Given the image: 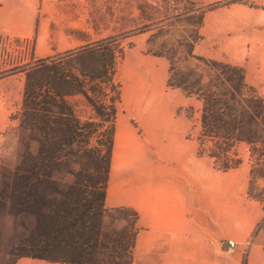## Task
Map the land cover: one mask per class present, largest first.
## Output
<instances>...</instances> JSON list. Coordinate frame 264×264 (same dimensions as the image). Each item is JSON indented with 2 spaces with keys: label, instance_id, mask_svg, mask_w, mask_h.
Listing matches in <instances>:
<instances>
[{
  "label": "trees",
  "instance_id": "trees-1",
  "mask_svg": "<svg viewBox=\"0 0 264 264\" xmlns=\"http://www.w3.org/2000/svg\"><path fill=\"white\" fill-rule=\"evenodd\" d=\"M197 59L215 69L207 82L196 69H176L170 62L167 85L201 101L200 134L218 141L222 152L211 157L218 169L227 170L238 163L226 155L236 143L264 144V99L244 95L242 68ZM116 60L114 42L103 38L42 58L25 71L16 158L0 165V264L20 257L111 264L114 248H133L136 211L104 207L120 102ZM75 95L84 98L94 117L82 120L75 114L67 101ZM108 216L113 225L129 223L126 242L127 227L108 231ZM9 220L16 221L10 244L3 239ZM129 261L130 255L120 264Z\"/></svg>",
  "mask_w": 264,
  "mask_h": 264
},
{
  "label": "crops",
  "instance_id": "crops-1",
  "mask_svg": "<svg viewBox=\"0 0 264 264\" xmlns=\"http://www.w3.org/2000/svg\"><path fill=\"white\" fill-rule=\"evenodd\" d=\"M46 3L0 0V37L31 39L33 60L58 51L47 45L49 35L42 26L43 14L38 13ZM198 34L194 55L241 67L245 85L264 98V0L205 11ZM143 79L147 86L156 84ZM13 82L10 76L0 78V147L18 119H10L11 113L21 107L24 78L16 91ZM15 92L21 95L14 103ZM180 94L179 88H172L168 108L122 116L115 125L105 204L130 207L137 213L132 264H264V204L248 190L250 145L234 146L232 156L241 161L227 170L197 155L196 140L186 134L194 123L176 110ZM197 105L201 108L200 102ZM131 117L144 125L148 142L139 138L129 123ZM120 144L124 149L119 158L115 152ZM242 146L246 156L239 152ZM259 176L258 181L264 182V176ZM229 240L236 243L232 253L227 251ZM14 264L63 263L20 257Z\"/></svg>",
  "mask_w": 264,
  "mask_h": 264
},
{
  "label": "rangeland",
  "instance_id": "rangeland-1",
  "mask_svg": "<svg viewBox=\"0 0 264 264\" xmlns=\"http://www.w3.org/2000/svg\"><path fill=\"white\" fill-rule=\"evenodd\" d=\"M233 2L247 3L248 0L217 2L207 0H47L45 6H42V11L39 9L38 13L41 14L42 12V26L49 35L47 45L52 49H58L49 55L50 57L67 51H75L97 43L103 38H109L114 42L117 50L115 81L120 86V102L114 119L115 129L117 119L119 122L122 116H134V113H140L142 110L168 108L170 106L171 90L177 88L167 85L170 62L176 69H196L202 74L203 82H207L209 77L215 74V69L203 60L197 59L201 56L194 55L192 47L199 38L198 28L202 22L203 13L209 9ZM38 20L40 21V19ZM30 41L31 39L25 37L8 38V40L6 36L0 37V78L13 77L15 91L17 83L19 81L20 84L22 83L25 71L38 60L45 58L35 60L31 58L32 56L29 54L33 45L31 47L32 42ZM189 50H191L192 56L188 55ZM143 77L153 79L156 84L153 87L147 86ZM134 80H141V83L136 84ZM179 90L181 94L177 96L176 110L191 118L195 126L186 133L187 138L193 136L192 138L197 142V155L208 157L213 160V165L217 167V163L211 154L222 152L219 149L218 141L202 137L200 134L201 108H198L197 103L200 102L201 104V101L196 96H189L182 89L179 88ZM17 91L19 92V89ZM243 93L245 96L254 94L261 97L256 94L253 87L248 85H245ZM19 95L21 93H13L12 100L14 103L19 99ZM185 97H191L190 101H186ZM179 99L182 101L180 102ZM67 101L80 119L86 120L94 117L93 110L81 95L67 97ZM19 108L20 111L16 110L15 113H11L10 119L19 118L21 107L19 106ZM129 121L131 126L136 127L135 130H137L139 138L146 142L148 136L145 133L144 125L134 117H131ZM17 123L18 119L16 124L12 123L6 131L0 147V165L14 161L16 158ZM240 148L242 150L240 149L239 152L246 156L245 147ZM233 149L226 153L232 160H234L233 156L236 155V149ZM249 150L253 162L248 190L258 199H261L264 204V182L258 181L259 175L264 176V144L250 145ZM235 159L238 160V163L241 161L240 158ZM247 164L249 166L250 163ZM104 207L106 209L114 208L107 207L105 201ZM105 222L108 231L112 227L126 226L127 236L122 241L124 243L129 239L132 230L128 222L116 220L113 225L109 216L106 217ZM15 223L16 221L12 220L7 222V235L3 236L5 243L10 244L16 238ZM134 228L136 239L139 231L136 222ZM116 238L119 237L116 236ZM133 248L126 252L123 247L114 248V260L111 264L123 263L129 255L128 264H132Z\"/></svg>",
  "mask_w": 264,
  "mask_h": 264
},
{
  "label": "built area",
  "instance_id": "built-area-1",
  "mask_svg": "<svg viewBox=\"0 0 264 264\" xmlns=\"http://www.w3.org/2000/svg\"><path fill=\"white\" fill-rule=\"evenodd\" d=\"M235 247H236V243L233 240H229L228 245H227V251L232 253V252H234ZM241 264H244V262L242 261Z\"/></svg>",
  "mask_w": 264,
  "mask_h": 264
},
{
  "label": "bare ground",
  "instance_id": "bare-ground-1",
  "mask_svg": "<svg viewBox=\"0 0 264 264\" xmlns=\"http://www.w3.org/2000/svg\"><path fill=\"white\" fill-rule=\"evenodd\" d=\"M134 93H135V91H134ZM137 93V92H136ZM123 149H124V147L120 144L119 146H118V148L116 149V155L120 158L121 156H122V152H123Z\"/></svg>",
  "mask_w": 264,
  "mask_h": 264
}]
</instances>
